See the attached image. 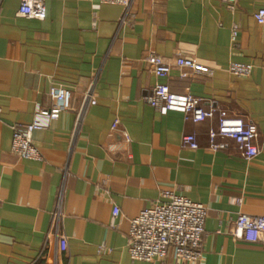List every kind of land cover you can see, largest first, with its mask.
I'll use <instances>...</instances> for the list:
<instances>
[{
  "label": "crops",
  "instance_id": "obj_1",
  "mask_svg": "<svg viewBox=\"0 0 264 264\" xmlns=\"http://www.w3.org/2000/svg\"><path fill=\"white\" fill-rule=\"evenodd\" d=\"M45 3L47 16L37 20L19 14L20 0H0V264H264V232L233 236L240 214L264 215V24L254 17L264 0H238L234 9L223 0H132L128 15L101 0ZM150 53L171 65L167 78L151 70ZM181 56L210 72L177 66ZM232 61L253 64L252 73L232 74ZM158 81L254 122L258 156L246 160L231 139L207 148L217 116L161 115L147 100ZM53 84L71 90L72 108L33 133L43 160L21 158L12 126L52 104ZM90 89L96 103L74 133ZM184 133L201 147L183 148ZM164 190L206 207L197 261L173 250L160 260L130 258V221ZM60 194L65 251L49 234Z\"/></svg>",
  "mask_w": 264,
  "mask_h": 264
},
{
  "label": "built area",
  "instance_id": "obj_2",
  "mask_svg": "<svg viewBox=\"0 0 264 264\" xmlns=\"http://www.w3.org/2000/svg\"><path fill=\"white\" fill-rule=\"evenodd\" d=\"M227 6L234 9L238 0H223ZM103 3L120 4L124 7L125 15L130 13L132 0H101ZM19 14L24 17L44 20L47 16L45 0H20ZM258 23L264 24V7L254 13ZM237 26L233 28L236 37ZM147 64L159 79H165L171 72V65L166 59L155 53H150L145 58ZM177 66L188 67L196 72L209 73L210 68L197 62L194 58L178 57ZM229 71L236 76H248L253 71V64L232 61ZM182 76H186L183 73ZM92 89L83 97L81 106L76 110L74 133L79 132L86 114L88 105L95 104ZM52 104L39 108L35 119L27 124H14L12 151L21 158L43 160L39 147L33 141V133L47 127V122L56 120L60 115L72 108V92L62 84H53L49 90ZM148 103L161 115L170 112L183 114L185 120L201 122L217 116V123L212 125L207 132V148L217 151L225 148V140H234L241 155L246 160L258 156L260 147L257 143L259 136L257 125L252 121H245L241 117L231 116L227 110L219 109L212 105L205 106V99L190 93L172 91L169 84L158 81L153 87ZM1 111V109H0ZM181 146L192 150L199 149L195 133H184ZM62 194L56 209L52 214V228L49 234L55 236L59 250L65 251L68 238L61 231L62 226ZM120 214L118 206L113 208V216ZM206 207L201 202L192 198L164 190L151 206L142 210L131 219L128 233V251L132 261H154L164 259L170 250L181 261H197L203 255V242L205 234ZM264 232V215L251 216L240 214L235 220L233 236L235 238L251 237ZM99 253H110V249L100 246Z\"/></svg>",
  "mask_w": 264,
  "mask_h": 264
}]
</instances>
